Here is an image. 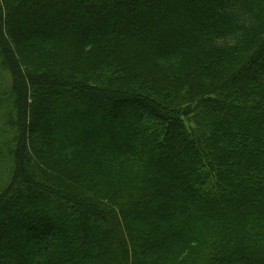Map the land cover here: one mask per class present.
I'll list each match as a JSON object with an SVG mask.
<instances>
[{
  "label": "trees",
  "instance_id": "trees-1",
  "mask_svg": "<svg viewBox=\"0 0 264 264\" xmlns=\"http://www.w3.org/2000/svg\"><path fill=\"white\" fill-rule=\"evenodd\" d=\"M0 264H264V0H0Z\"/></svg>",
  "mask_w": 264,
  "mask_h": 264
},
{
  "label": "rangeland",
  "instance_id": "rangeland-1",
  "mask_svg": "<svg viewBox=\"0 0 264 264\" xmlns=\"http://www.w3.org/2000/svg\"><path fill=\"white\" fill-rule=\"evenodd\" d=\"M9 167H10V164H6L4 167L0 168V172L2 176L7 177L8 172H9Z\"/></svg>",
  "mask_w": 264,
  "mask_h": 264
}]
</instances>
